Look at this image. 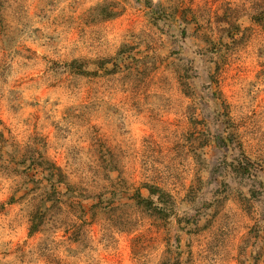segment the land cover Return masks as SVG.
Instances as JSON below:
<instances>
[{"label":"rangeland","instance_id":"1","mask_svg":"<svg viewBox=\"0 0 264 264\" xmlns=\"http://www.w3.org/2000/svg\"><path fill=\"white\" fill-rule=\"evenodd\" d=\"M175 262L264 264V0H0V264Z\"/></svg>","mask_w":264,"mask_h":264},{"label":"trees","instance_id":"2","mask_svg":"<svg viewBox=\"0 0 264 264\" xmlns=\"http://www.w3.org/2000/svg\"><path fill=\"white\" fill-rule=\"evenodd\" d=\"M55 168V169H57V167L56 166H54V165H51V166H49V167H47V168H49V175H54V174H56V171H55V169H52V168ZM252 172H250V174H251ZM57 179L55 178V180H53L52 182H54V181H56ZM61 181V180H60ZM143 186L145 187V189L148 191V193L149 194H151V195H156L157 196V198H159V199H162L163 197H164V195H168L169 196V193L168 192H166L165 190H163L162 188H160L159 186H154L153 184H148L147 182H145L144 184H143ZM135 195H136V197L138 198V199H141V193H140V190H139V188H136L135 190H134V192H133ZM177 262H175L174 264H176Z\"/></svg>","mask_w":264,"mask_h":264}]
</instances>
